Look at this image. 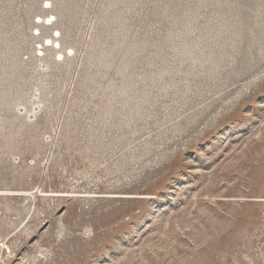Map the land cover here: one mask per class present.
Instances as JSON below:
<instances>
[{"label":"rangeland","instance_id":"rangeland-1","mask_svg":"<svg viewBox=\"0 0 264 264\" xmlns=\"http://www.w3.org/2000/svg\"><path fill=\"white\" fill-rule=\"evenodd\" d=\"M0 264H264V0H0Z\"/></svg>","mask_w":264,"mask_h":264},{"label":"bare ground","instance_id":"bare-ground-1","mask_svg":"<svg viewBox=\"0 0 264 264\" xmlns=\"http://www.w3.org/2000/svg\"><path fill=\"white\" fill-rule=\"evenodd\" d=\"M46 25H51L49 18L47 19V24H46ZM51 45H53V42H52ZM52 195H53V194H52ZM57 195H58V194H57Z\"/></svg>","mask_w":264,"mask_h":264}]
</instances>
